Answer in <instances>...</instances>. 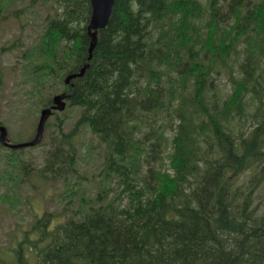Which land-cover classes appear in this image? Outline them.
Returning <instances> with one entry per match:
<instances>
[{
  "label": "trees",
  "instance_id": "1",
  "mask_svg": "<svg viewBox=\"0 0 264 264\" xmlns=\"http://www.w3.org/2000/svg\"><path fill=\"white\" fill-rule=\"evenodd\" d=\"M43 1L25 81L36 110L62 83L78 117L56 116L42 165L17 149L4 173L67 186L84 125L103 160L96 190L73 184L69 215L42 212L0 264H264V0H115L88 61L90 0Z\"/></svg>",
  "mask_w": 264,
  "mask_h": 264
},
{
  "label": "rangeland",
  "instance_id": "2",
  "mask_svg": "<svg viewBox=\"0 0 264 264\" xmlns=\"http://www.w3.org/2000/svg\"><path fill=\"white\" fill-rule=\"evenodd\" d=\"M48 7V3L43 0H16L7 5L0 17V121L7 127L10 142L32 138L37 124L40 108L36 110L29 94L31 81H25L29 77L24 75L21 67L22 53L25 48L35 44ZM221 79L218 80L219 86L225 89L226 77ZM56 85L57 92L63 88L60 82ZM55 91H48L49 96L57 93ZM56 116L63 121L62 130L68 132L76 122L78 107L67 106L48 118L50 132H44L41 144L22 149L20 157L24 164H30V167L42 165L49 140L55 135L52 122L56 121ZM73 142L77 151L75 167L79 176L70 177L67 186L62 179L53 183L20 179L14 184L8 181L4 173L10 167L4 161L7 151L0 145V253L3 256L14 245V238L28 229V224L41 216L42 212H51L59 220L64 219V213L69 215L72 204H69L67 194L73 184L75 189L78 185L85 188L87 195L96 190L103 160V145L86 125L80 127ZM14 172L19 174L17 170Z\"/></svg>",
  "mask_w": 264,
  "mask_h": 264
},
{
  "label": "water",
  "instance_id": "3",
  "mask_svg": "<svg viewBox=\"0 0 264 264\" xmlns=\"http://www.w3.org/2000/svg\"><path fill=\"white\" fill-rule=\"evenodd\" d=\"M114 1L115 0H90L91 16L87 25V33L90 36V44L88 48L89 55L87 57V61L90 59L91 51L93 50L94 44L97 42L98 30L104 28L108 23L114 5ZM87 61L84 63L83 67L80 69L79 72L67 74L64 77V83L68 84L72 78L82 75L85 70V67L87 66ZM70 94L71 92L55 94L52 97V105L50 107H45L41 109L39 119L36 125L35 134L28 141L20 143H9L7 139V129L5 126L0 124V144L9 146L11 148L36 145L42 138L45 121L47 117L51 114V111L53 109H64L65 98H68Z\"/></svg>",
  "mask_w": 264,
  "mask_h": 264
},
{
  "label": "bare ground",
  "instance_id": "4",
  "mask_svg": "<svg viewBox=\"0 0 264 264\" xmlns=\"http://www.w3.org/2000/svg\"><path fill=\"white\" fill-rule=\"evenodd\" d=\"M88 51H89V49H88ZM91 54H92V51H91ZM90 57H91V56H90ZM82 67H83V66H82ZM82 67H81V68H82Z\"/></svg>",
  "mask_w": 264,
  "mask_h": 264
},
{
  "label": "flooded vegetation",
  "instance_id": "5",
  "mask_svg": "<svg viewBox=\"0 0 264 264\" xmlns=\"http://www.w3.org/2000/svg\"><path fill=\"white\" fill-rule=\"evenodd\" d=\"M66 100V99H65ZM67 102V101H66Z\"/></svg>",
  "mask_w": 264,
  "mask_h": 264
}]
</instances>
